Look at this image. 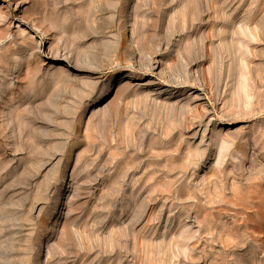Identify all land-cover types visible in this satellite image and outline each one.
Here are the masks:
<instances>
[{"label":"rangeland","instance_id":"obj_1","mask_svg":"<svg viewBox=\"0 0 264 264\" xmlns=\"http://www.w3.org/2000/svg\"><path fill=\"white\" fill-rule=\"evenodd\" d=\"M0 264H264V0H0Z\"/></svg>","mask_w":264,"mask_h":264}]
</instances>
